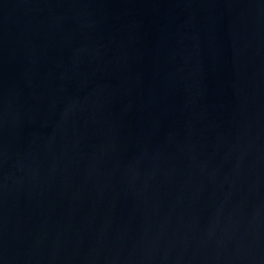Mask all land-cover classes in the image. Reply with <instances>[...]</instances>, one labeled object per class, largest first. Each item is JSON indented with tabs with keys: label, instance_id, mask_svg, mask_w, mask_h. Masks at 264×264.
<instances>
[{
	"label": "water",
	"instance_id": "95a60500",
	"mask_svg": "<svg viewBox=\"0 0 264 264\" xmlns=\"http://www.w3.org/2000/svg\"><path fill=\"white\" fill-rule=\"evenodd\" d=\"M0 264H264V0H0Z\"/></svg>",
	"mask_w": 264,
	"mask_h": 264
}]
</instances>
